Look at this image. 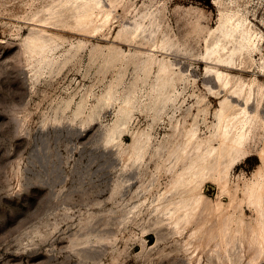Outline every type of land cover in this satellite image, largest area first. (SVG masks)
Listing matches in <instances>:
<instances>
[{"label":"rangeland","instance_id":"1","mask_svg":"<svg viewBox=\"0 0 264 264\" xmlns=\"http://www.w3.org/2000/svg\"><path fill=\"white\" fill-rule=\"evenodd\" d=\"M22 1L0 0V264H252L253 246L246 236L227 235L225 249L217 239L197 247L200 232L189 236L196 220L176 227L165 211L182 194L181 189L163 193L171 171L181 168L179 163L167 170L175 158L164 160L165 152L173 144L175 125L188 118V107L195 100L192 92L205 91L206 62L200 54L204 43L200 40L190 50L181 39L177 42L171 58L191 75L184 89V83L179 85L182 92L174 103L153 111L146 103L153 76L138 81L143 92L135 102L139 108L133 111L128 130L111 140L107 131L124 91L132 87L135 69L132 65L121 69L112 100L90 116V105L120 67L119 61L106 62L101 50L91 54L90 49L99 44L107 51L118 26L106 38L58 30L67 40L56 55L71 40L88 42L65 64L46 66L23 49V38L33 24L4 15L5 5L11 12H22ZM162 1L166 23L175 31L181 25L173 13L178 6L202 8L204 21L216 25L219 6L213 0ZM227 2L221 0L223 5ZM246 5L248 17H255L252 21L263 33L264 51V0H249ZM119 44L128 50L129 44ZM259 56L254 55L257 60ZM260 72L254 69L242 75L262 81ZM81 98L84 105L78 108ZM209 98L206 119L203 113L198 116L201 135L209 132L207 125L214 120L219 101ZM143 128L151 132L152 145L142 159L131 161L126 158L131 132ZM158 145L159 153L154 155ZM257 145L262 147L263 141ZM258 162L256 154L239 161L230 174L231 187L252 177ZM203 190L213 199L220 193L209 180ZM221 197L227 200L226 195ZM243 208L245 220H251L252 207L244 203ZM260 263L264 264L263 258Z\"/></svg>","mask_w":264,"mask_h":264},{"label":"bare ground","instance_id":"2","mask_svg":"<svg viewBox=\"0 0 264 264\" xmlns=\"http://www.w3.org/2000/svg\"><path fill=\"white\" fill-rule=\"evenodd\" d=\"M248 1L229 0L223 5L221 0H213L219 6L214 27L204 21L206 16L202 8L175 7L173 13L181 24L178 31L166 23L162 0H143L139 4L136 0H47L40 4L24 0L20 3L22 12H11L5 5L4 15L33 24L23 38L24 52L33 61L50 67L65 64L88 42L82 38L71 40L70 45L56 55L60 45L67 40V36L58 30L69 28L106 38L111 29L118 26L107 51L99 44L90 49L91 54L96 49L101 50L106 62L113 65L120 62L116 76L98 96L97 102L90 105V116L96 108L105 107L112 100L114 88L122 77L121 69L128 65L135 69L132 87L124 91L122 103L107 131L111 140L128 130L133 111L139 108L135 103L143 93L138 88L139 80L153 76L146 102L153 111L160 110L168 102H175L182 92L179 85L184 83V89L191 73L183 71L178 65L180 61L172 59L171 55L176 52L175 46L180 39L190 50H194L201 40L204 43L201 60L206 62L202 77L205 91L192 92L195 100L188 107V118L184 115L182 125H175L173 144L165 152L164 160L172 155L175 158L167 170L179 163L181 168L171 171L163 193L178 189L182 193L165 211L176 227L182 221L196 220L189 236L200 232L197 247L217 239L225 249L227 235L246 236L248 244L253 246L252 264H261L260 260L264 259V117L261 115L264 80L256 76L245 77L242 73L257 69L264 76V51L261 48L263 33L252 21L255 17L247 15ZM118 9L121 12L118 13ZM121 42L129 44L127 51L121 47ZM256 53L260 54L258 60L254 57ZM193 80L195 82V78ZM209 96H215L219 101L213 111L214 120L207 125L209 132L201 135L198 116L203 113L206 119L211 102ZM83 105L84 98H81L78 108ZM131 137L126 158L140 160L152 145V134L143 128L132 131ZM259 140L263 141L262 147L257 145ZM159 149V145L155 147L154 155ZM252 154L259 157L252 177L242 186L236 183L231 187L233 167ZM207 180L216 184L220 191L216 199L203 190ZM222 195H226L227 200ZM244 203L255 213L251 220H245Z\"/></svg>","mask_w":264,"mask_h":264},{"label":"built area","instance_id":"3","mask_svg":"<svg viewBox=\"0 0 264 264\" xmlns=\"http://www.w3.org/2000/svg\"><path fill=\"white\" fill-rule=\"evenodd\" d=\"M211 188H214L213 186H211Z\"/></svg>","mask_w":264,"mask_h":264}]
</instances>
